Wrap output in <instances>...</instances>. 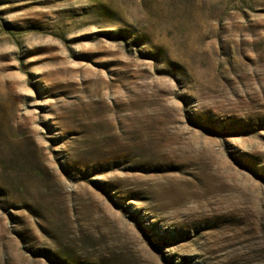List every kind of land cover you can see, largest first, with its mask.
<instances>
[{"label": "rangeland", "instance_id": "1", "mask_svg": "<svg viewBox=\"0 0 264 264\" xmlns=\"http://www.w3.org/2000/svg\"><path fill=\"white\" fill-rule=\"evenodd\" d=\"M0 264H264V0H0Z\"/></svg>", "mask_w": 264, "mask_h": 264}]
</instances>
